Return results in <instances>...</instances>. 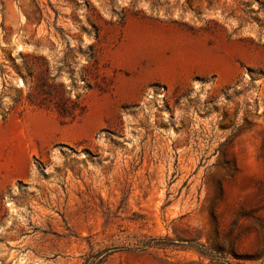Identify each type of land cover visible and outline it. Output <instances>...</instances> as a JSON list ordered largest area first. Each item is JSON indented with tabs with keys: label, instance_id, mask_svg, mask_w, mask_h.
<instances>
[{
	"label": "rangeland",
	"instance_id": "rangeland-1",
	"mask_svg": "<svg viewBox=\"0 0 264 264\" xmlns=\"http://www.w3.org/2000/svg\"><path fill=\"white\" fill-rule=\"evenodd\" d=\"M0 264H264V0H0Z\"/></svg>",
	"mask_w": 264,
	"mask_h": 264
},
{
	"label": "trees",
	"instance_id": "trees-1",
	"mask_svg": "<svg viewBox=\"0 0 264 264\" xmlns=\"http://www.w3.org/2000/svg\"><path fill=\"white\" fill-rule=\"evenodd\" d=\"M33 72L37 83L30 96L32 102L41 108L55 110L62 123L71 122L84 113L85 105L66 97L63 84L56 83V77L49 76L48 69Z\"/></svg>",
	"mask_w": 264,
	"mask_h": 264
}]
</instances>
